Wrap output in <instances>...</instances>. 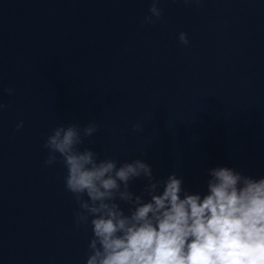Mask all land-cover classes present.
I'll use <instances>...</instances> for the list:
<instances>
[{
	"label": "water",
	"instance_id": "obj_1",
	"mask_svg": "<svg viewBox=\"0 0 264 264\" xmlns=\"http://www.w3.org/2000/svg\"><path fill=\"white\" fill-rule=\"evenodd\" d=\"M151 3L0 0V264H85L91 227L44 164L59 123L97 121L85 147L190 193L215 167L264 177V0H160L145 24Z\"/></svg>",
	"mask_w": 264,
	"mask_h": 264
},
{
	"label": "clouds",
	"instance_id": "obj_2",
	"mask_svg": "<svg viewBox=\"0 0 264 264\" xmlns=\"http://www.w3.org/2000/svg\"><path fill=\"white\" fill-rule=\"evenodd\" d=\"M159 3L152 0L143 23L161 18ZM178 40L189 43L185 32ZM22 127L23 121L16 125ZM99 129L95 120L59 123L43 144L44 164L66 169L76 223L91 227L85 264H264V177L215 167L207 193H190L175 172L157 179L142 159L101 158L85 147ZM143 130L139 122L132 125L134 134ZM137 179L145 181L139 194L131 188Z\"/></svg>",
	"mask_w": 264,
	"mask_h": 264
}]
</instances>
